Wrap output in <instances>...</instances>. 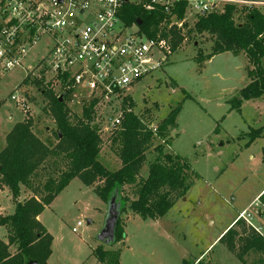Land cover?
<instances>
[{"label": "rangeland", "instance_id": "374dc122", "mask_svg": "<svg viewBox=\"0 0 264 264\" xmlns=\"http://www.w3.org/2000/svg\"><path fill=\"white\" fill-rule=\"evenodd\" d=\"M195 19L187 13L186 25L175 30H187ZM187 38L161 70L132 86L131 98L133 110L150 117L147 123L152 128L171 109L180 106L176 126L164 138V151L185 157L198 176L161 218L142 219L130 209L124 210L119 218L125 236L110 244L98 238L108 216V202L95 193V184L86 186L75 177L39 216L53 237L49 264H103L95 254L97 248H120L119 264H244L218 238L242 210L250 222L257 221L259 196L264 191V102L262 98H242L240 110H231V101L240 97V90L251 79L246 57L222 52L205 60L199 68L195 56L198 52L209 53L212 41L206 34ZM45 49L44 41L38 43L29 53L27 63L34 64ZM261 66L264 68V58ZM26 75L21 67L0 72V149L5 144V133L26 115L34 120V130L41 139L56 143L52 134L55 124L43 107V94L37 86L24 84L29 81ZM21 93L26 94L30 112L11 99ZM67 104L72 106V114L81 115V106L75 101ZM98 120L103 123L99 126L102 141L99 159L109 170H115L120 159L110 139L116 128L111 127L106 114H98ZM259 129L263 136L249 143L251 133ZM162 142L154 139L145 151L146 161L138 172V184L155 158V145ZM60 167L63 169V165ZM47 175V170L40 169L35 182L43 183ZM136 187L137 184L126 186L123 193L135 198ZM31 194L24 187L19 199ZM13 210L14 202L6 186L0 192V215ZM261 211L264 213V208ZM77 221L81 224L76 227ZM261 221L264 222V217ZM73 227L76 232L71 230ZM0 239L7 240L2 225ZM255 257L256 254H250L245 259L252 264Z\"/></svg>", "mask_w": 264, "mask_h": 264}, {"label": "trees", "instance_id": "16d2710c", "mask_svg": "<svg viewBox=\"0 0 264 264\" xmlns=\"http://www.w3.org/2000/svg\"><path fill=\"white\" fill-rule=\"evenodd\" d=\"M185 4V1L178 2L172 8V13L182 18ZM124 17L129 24L140 21V32L150 37L156 35L163 19L166 22L170 20L163 8L147 11L132 4L126 6ZM237 17L240 19L237 20ZM169 32L172 33V51L184 39H188L187 35L206 34L209 37L212 41L211 51L205 55L198 52L195 56L199 68L214 54H244L248 65L252 67L249 69L251 79L240 90V97L231 101V110H240L242 98H262L264 102V68L261 66L264 58V15L259 8L224 4L198 15L192 27L183 33L175 28ZM160 33L167 35L165 28ZM28 83L37 86L43 94V107L55 124L52 134L56 143L41 139L34 130V120L28 115L14 124L5 135V144L0 149V185L8 187L14 210L4 216L0 215V225L7 232L6 242L0 239V264H26L29 260L47 264L52 252L53 237L38 217L45 206L75 177H79L86 186L95 184V193L104 202L114 197L120 214L130 209L142 219H156L165 215L198 176L185 157L164 151V138L167 131L176 126L179 105L152 128L147 123L150 117H144L133 110L132 98L129 95L123 98L121 125L110 139L116 147L120 165L115 170H109L99 159L102 141L99 126L93 121L92 105L95 100L83 104L79 116L72 114L67 106V94L59 100V94L44 85L41 79H32L30 82L26 80L24 84ZM260 134V129L254 130L248 142L251 143ZM156 138L164 144L155 145V158L149 163L146 177L138 184V172L146 161L145 151ZM262 155L264 157V148ZM42 168L48 171V175L39 184L35 180ZM53 172H58L57 176ZM134 184H137L136 197L129 198L123 189ZM24 187L31 190L32 194L20 200ZM259 201L264 206V191ZM124 233L118 218L113 242L121 240ZM218 240L242 263L249 264L246 256L256 254L252 264H264V235L242 216H238ZM95 254L103 264H119L120 248H97Z\"/></svg>", "mask_w": 264, "mask_h": 264}, {"label": "built area", "instance_id": "2783aa9c", "mask_svg": "<svg viewBox=\"0 0 264 264\" xmlns=\"http://www.w3.org/2000/svg\"><path fill=\"white\" fill-rule=\"evenodd\" d=\"M180 1L186 3L182 18L172 13ZM230 3L255 6L264 15V0H0V72L25 68L29 82L41 79L81 109L95 100L94 123L103 126L98 114H106L111 127L118 128L123 98L131 97L132 86L144 76L161 70L174 52L169 30L183 28L187 13L197 17ZM128 4L147 11L163 8L170 20L163 19L150 37L140 32L137 23L126 21ZM162 28L167 35L160 33ZM41 41L46 48L43 56L27 63ZM11 99L30 112L25 93ZM80 224L77 221L76 227ZM76 227L71 230L76 232Z\"/></svg>", "mask_w": 264, "mask_h": 264}, {"label": "water", "instance_id": "95a60500", "mask_svg": "<svg viewBox=\"0 0 264 264\" xmlns=\"http://www.w3.org/2000/svg\"><path fill=\"white\" fill-rule=\"evenodd\" d=\"M138 25L141 24L140 21L137 22ZM64 94L59 95V100H62ZM108 216L105 222L104 227L101 232L98 234V238L100 241L106 244H110L114 241L115 238V226L117 220L120 216V211L118 210V206L115 202L114 197L108 202ZM26 264H38L35 260H29Z\"/></svg>", "mask_w": 264, "mask_h": 264}, {"label": "crops", "instance_id": "0c3cea01", "mask_svg": "<svg viewBox=\"0 0 264 264\" xmlns=\"http://www.w3.org/2000/svg\"><path fill=\"white\" fill-rule=\"evenodd\" d=\"M215 55V54H214ZM244 55V54H243ZM245 56V55H244ZM214 56H212L211 58H213ZM210 58V59H211ZM210 59H208V60H210ZM247 59V58H246ZM248 65V64H247ZM249 67H251L250 65H249ZM252 68V67H251ZM250 81V80H249ZM253 99H255V98H251V100H253ZM5 135H6V133H5ZM5 135H4V138H5ZM260 136H263V135H260ZM6 188V186H0V192L1 191H3L4 189ZM23 198H25V197H23ZM22 198V199H23ZM260 209H258V211H257V216H258V218H257V221L254 223H252V222H250V224L252 225V226H255V227H258L259 229H260V232L264 235V222H262L261 220L263 219V217H264V213H263V211H261L263 208H264V206L263 205H261L260 204V207H259ZM244 212V210H242V211H240L236 216H235V218L230 222V224L238 217V216H241V214ZM242 217H245V214H243V216ZM39 218V217H38ZM161 218V217H160ZM154 219V218H153ZM157 219V218H156ZM229 224V225H230ZM219 237V236H218ZM47 264H49V258L47 259Z\"/></svg>", "mask_w": 264, "mask_h": 264}]
</instances>
